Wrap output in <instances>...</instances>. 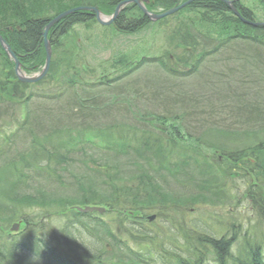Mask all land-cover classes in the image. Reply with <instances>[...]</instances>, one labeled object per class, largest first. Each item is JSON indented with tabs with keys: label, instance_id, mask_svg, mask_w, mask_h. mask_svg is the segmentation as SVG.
I'll use <instances>...</instances> for the list:
<instances>
[{
	"label": "trees",
	"instance_id": "1",
	"mask_svg": "<svg viewBox=\"0 0 264 264\" xmlns=\"http://www.w3.org/2000/svg\"><path fill=\"white\" fill-rule=\"evenodd\" d=\"M122 1L127 0H0V34L26 70L34 72L44 66V34L54 18L78 7H97L110 15ZM186 1L151 0L149 8L170 9ZM233 8L249 23H264V0H238ZM148 21L140 6L130 4L103 34L118 29L139 33ZM96 23L93 12L74 11L47 31L54 53L51 70L35 85L18 81L0 45V132L7 113L14 114L18 106L26 111L18 131L0 134L5 181L0 182L7 184L0 186V264H264V236L257 228L254 241L228 235L235 225L245 226L239 219L244 201H252L253 213L264 218V141L240 149L222 142L226 131L215 129L206 140H195L181 117L142 110L130 96L112 101L108 97L117 93L106 95L124 81L140 80L145 67L182 79L184 69L197 74L206 61L214 64L218 55L237 47L264 51V27L243 23L225 3L192 2L163 20L176 40L173 53L139 64L143 57L121 52L110 60L112 71L120 72L115 77L110 72L97 76L99 65L86 55L99 38H84L83 31H96ZM114 106H125L123 119ZM210 135L219 138L207 142ZM256 137L240 138L251 143ZM231 148L240 150L229 161L225 156ZM218 150L225 155L221 162L215 157ZM237 179L249 190L246 196L234 191ZM83 206L106 207V213H78L76 207ZM212 207L227 213L235 207L231 214L236 209L238 216L233 221L225 213L232 222L225 221ZM153 214L162 232L150 242L158 247H142L155 232L143 227ZM20 220L27 229L8 236Z\"/></svg>",
	"mask_w": 264,
	"mask_h": 264
},
{
	"label": "rangeland",
	"instance_id": "2",
	"mask_svg": "<svg viewBox=\"0 0 264 264\" xmlns=\"http://www.w3.org/2000/svg\"><path fill=\"white\" fill-rule=\"evenodd\" d=\"M171 22L173 21L171 20ZM169 25L174 27V22ZM97 35L99 42L91 47H87L89 53L87 54L86 52V55L94 61L95 65L100 66L97 69L98 76L105 72L118 74L111 70L110 60L121 52H124L129 58L136 55L137 59H141L143 56L162 57L163 54L173 53V46L176 45V40L170 37L168 28L165 25H150L146 30L129 37H111L107 34L106 36L103 34V30H100L98 27H96V31H83L84 38L86 36L93 38ZM223 58L225 59L221 62ZM214 61L209 59L206 61L201 72L186 77L185 79L167 76L157 70L145 68L141 70V78L137 81L134 89L129 88L127 84L123 83L121 86L124 87L120 86V88L111 89L106 95L110 96L117 93L114 97H108L112 101L114 99L124 98L125 96H130L140 101L143 95L144 101L137 102L140 105V109L148 110L153 114L154 112L162 115L166 114L172 119L181 117L182 121H184V128L192 133L195 140L199 138L206 140L208 131L215 129L216 131H226L225 138H222V142H225V144L230 142L237 143L234 144V147L238 146L240 149L241 147L246 149L259 142H263L264 51L237 47L235 51L229 50L224 54L218 55L216 63L213 64L212 62ZM137 77L139 78V75H136ZM61 106H64V102H61ZM1 107H3V104ZM56 107L58 108L59 105ZM20 109L19 106L15 109L16 120L13 124L22 120L23 113H21ZM61 109L68 108L62 107ZM124 109L125 106H114L112 111L115 114L121 115L123 119L126 115ZM7 114V119L12 124L11 120L13 115L11 113ZM231 130H237L240 134L235 135ZM245 133L248 137L258 136L259 138H252L251 143H246L247 140L243 139L245 138ZM209 138L216 140L219 137H211L210 135L207 142H209ZM237 149L239 148H231V151H228L226 156L218 150L215 154L216 160L219 158L221 162V159L223 160L225 156L229 161H232L229 157L233 152H237ZM207 153L209 154V152ZM224 161L227 162L226 159ZM236 175L239 177L238 174ZM1 176L2 173L0 172V181L2 180ZM2 182L5 181L2 180ZM2 182H0V186H7V184ZM240 183V179L235 180L236 188L234 185V191L242 195L245 194L246 196L249 190L244 186H239ZM233 194L234 192L231 191L232 196ZM244 202L245 209L243 210L242 206H240L242 210H240L241 217H239V219H244L242 225L252 226V230L257 228L259 233L264 236V220L260 221L259 217L253 213L252 201L247 200ZM234 208L229 209L232 212ZM212 209L217 211L218 215L227 217V214L232 219L238 216V211L235 212L236 209L233 214L231 212L227 213V209L225 208ZM215 211L213 212L216 213ZM47 217L44 218L45 222H48L50 219V216ZM230 217L229 219H231ZM51 225L56 224L52 222ZM40 234L36 236L40 237ZM120 234H123V232H120ZM150 240L158 241L156 236L149 235L147 239L148 243L141 246H153V248H157L158 246H154ZM133 246L136 247L134 244ZM37 252L39 256H36V258L39 259L42 256L43 247L39 245Z\"/></svg>",
	"mask_w": 264,
	"mask_h": 264
},
{
	"label": "water",
	"instance_id": "3",
	"mask_svg": "<svg viewBox=\"0 0 264 264\" xmlns=\"http://www.w3.org/2000/svg\"><path fill=\"white\" fill-rule=\"evenodd\" d=\"M142 1L143 2H147V0H128L127 2H123V3H120L118 6H117V10L114 14V16L112 17V19L109 21V22H105L101 16H100V13L99 11L97 10V8L93 9V8H85V9H88L90 11H93L95 12L96 14V17L97 19L103 24V25H107L109 23H112L113 21H115L117 19V16L120 12V9H121V6L127 4V3H130V2H134L137 6H140V8L142 9V11L147 15V17H150L152 20H160L161 18H164V17H167L168 15H170L171 13L177 11V10H181V8H184L185 6L189 5L190 3H192L193 0H190V1H187L183 4H181V7L178 8V9H172L171 12H168V13H162L160 15H156V14H153L151 12H148L147 9L142 5ZM223 1V0H222ZM231 10L236 13V9H234L232 6L230 7ZM78 10V9H77ZM80 10H83V9H80ZM75 11V10H74ZM74 11H67V12H64L62 15L56 17L53 19V22L47 27V30L50 29L51 27H53V25L57 22H59L60 19L64 18V16H67V15H70L72 13H74ZM252 24V23H251ZM254 27H257V26H262L264 27V23H257V24H252ZM45 36V43H46V51H47V58H46V68L44 70V72L40 75V76H37V77H34V79L32 78H26L24 76H20V66H19V63L17 61V58L15 55L11 54V47L9 45H7V43L5 42L4 38L0 35V44L3 45L4 49H6V51L8 52L9 55H11V57L14 58L15 62H16V66H17V76H19L20 80L22 82H34V81H38L42 78L45 77V74L46 72L48 71L49 69V66H50V60H51V53H50V43H48V40H47V32L44 34ZM80 212H92L94 213V211L96 212H99L101 214H104L105 213V210L103 208H97V207H94V208H85L83 210L79 209ZM155 217H151V220H153ZM19 228V226H16L15 228H13V230H17Z\"/></svg>",
	"mask_w": 264,
	"mask_h": 264
},
{
	"label": "bare ground",
	"instance_id": "4",
	"mask_svg": "<svg viewBox=\"0 0 264 264\" xmlns=\"http://www.w3.org/2000/svg\"><path fill=\"white\" fill-rule=\"evenodd\" d=\"M187 1H190V0H187ZM186 1V2H187ZM197 1H202V0H193L192 2H197ZM216 1H219V2H221V3H225V4H227L229 7H235V4L237 3V1L238 0H216ZM182 4V3H181ZM192 3H190L189 5H191ZM188 6V5H187ZM159 8H160V6H158ZM181 7V5L180 6H176V7H174V8H170V9H167V8H164V9H162V7H161V9L160 10H158V15H160V14H162V13H168V12H171V10L172 9H178V8H180ZM92 8H94V7H92ZM181 9H183V8H181ZM181 10H177V11H175V12H173V13H171L170 15H168V18L169 17H171L172 15H175L176 13H178V12H180ZM144 13V12H143ZM236 14V16L243 22V23H247V24H250L251 25V22L249 23V20H247V19H244L243 18V16H242V14L241 13H238V12H236L235 13ZM144 15L147 17V15L144 13ZM148 19H149V21L147 22V27H150V25H158L157 24V21L156 22H151L152 21V19L150 18V17H148ZM161 25H163V22L161 23ZM160 25V26H161ZM112 33H114V36L113 37H115V36H123L124 37V35H125V33L123 32V31H121V30H115V31H111ZM10 51H11V54H13V55H15L14 54V51H13V48L11 47V49H10ZM50 53H51V56L53 57L54 56V53H53V49H50ZM45 54H46V58H47V56H48V54H47V51H45ZM16 56V55H15ZM16 58H17V56H16ZM45 58V59H46ZM44 59V60H45ZM22 64V63H21ZM256 194V201H257V203L258 204H261V205H263V199H262V197L258 194V193H255ZM260 209H262V207H260ZM259 213H261L260 211H259ZM229 218H227L225 221H227ZM231 222H232V219H229ZM263 220H264V218H263ZM233 221H234V219H233ZM237 224V223H236ZM255 229V228H254ZM253 229V230H254ZM227 228H224V231L227 233ZM253 230L252 229H250L248 226H239V225H235L234 226V228L232 229V231H230L229 233H228V235L229 236H231V234L233 233L234 234V236H236L237 238H239L240 240H244V239H246V238H251V241H254L255 240V233L253 232ZM224 232V233H225Z\"/></svg>",
	"mask_w": 264,
	"mask_h": 264
}]
</instances>
